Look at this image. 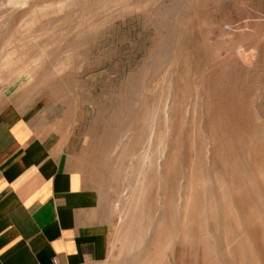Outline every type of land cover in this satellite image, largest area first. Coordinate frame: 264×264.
Here are the masks:
<instances>
[{
  "label": "rangeland",
  "instance_id": "rangeland-1",
  "mask_svg": "<svg viewBox=\"0 0 264 264\" xmlns=\"http://www.w3.org/2000/svg\"><path fill=\"white\" fill-rule=\"evenodd\" d=\"M0 87L99 192L104 264H264V0H0Z\"/></svg>",
  "mask_w": 264,
  "mask_h": 264
},
{
  "label": "crops",
  "instance_id": "crops-1",
  "mask_svg": "<svg viewBox=\"0 0 264 264\" xmlns=\"http://www.w3.org/2000/svg\"><path fill=\"white\" fill-rule=\"evenodd\" d=\"M109 255L99 192L0 87V264H104Z\"/></svg>",
  "mask_w": 264,
  "mask_h": 264
},
{
  "label": "built area",
  "instance_id": "built-area-1",
  "mask_svg": "<svg viewBox=\"0 0 264 264\" xmlns=\"http://www.w3.org/2000/svg\"><path fill=\"white\" fill-rule=\"evenodd\" d=\"M53 264H63V263H62V261H61V259L59 257H55L53 259Z\"/></svg>",
  "mask_w": 264,
  "mask_h": 264
}]
</instances>
